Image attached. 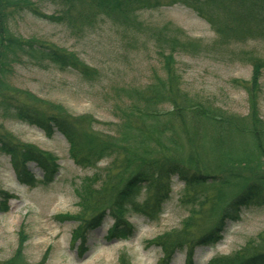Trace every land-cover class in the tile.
Segmentation results:
<instances>
[{"label": "trees", "instance_id": "obj_1", "mask_svg": "<svg viewBox=\"0 0 264 264\" xmlns=\"http://www.w3.org/2000/svg\"><path fill=\"white\" fill-rule=\"evenodd\" d=\"M51 4L48 14L41 4ZM166 3H183L194 9L216 34L215 48H230L254 38H264V0H0V157L9 156L18 180L37 182L29 165L36 164L47 183L59 172L56 154L18 140L4 123L18 121L42 129L48 136L61 133L69 143L70 156L82 168L107 165L82 180L76 190L80 211L72 235L82 252L88 235L111 217L107 239L128 240L136 229L125 219L143 187L154 189L156 204L169 197V182L178 177L191 204L181 227L165 232L150 243L163 251L161 264H170L186 251V263L194 264L196 248L216 244L228 223L255 200L264 202V118L260 113L264 55L241 51L253 67L246 85L249 112L229 113L199 95L182 88L176 56L204 51L201 41L190 39L178 28L154 29L164 75H155L145 87L124 89L129 100L120 106L119 123L112 133L93 129L91 115L75 116L63 105L49 102L13 83L17 66H54L73 71L84 79L97 70L76 53L38 37H24L18 24L32 16L64 26L75 34L92 30L101 22L139 31L137 12ZM3 211L14 195L0 189ZM216 217H214V215ZM214 217L213 222L207 220ZM23 238L15 254L0 264H33L24 256ZM46 256L35 264H46ZM120 264H131L126 255ZM210 264H264V239L259 236L231 255L216 256Z\"/></svg>", "mask_w": 264, "mask_h": 264}, {"label": "rangeland", "instance_id": "obj_2", "mask_svg": "<svg viewBox=\"0 0 264 264\" xmlns=\"http://www.w3.org/2000/svg\"><path fill=\"white\" fill-rule=\"evenodd\" d=\"M41 6L48 14L55 10L51 4ZM137 14L143 23L137 32L117 27L110 21H100L94 29L78 35L64 26L26 16L18 24L24 37L35 36L76 53L97 70V77L84 79L70 70L28 64L16 67L13 83L44 100L63 105L75 116H93L95 131L112 133L114 124L120 121V106L129 101L124 89L143 88L157 73L164 75L156 42L149 36L154 29L168 26L180 29L185 36L204 45L203 52L177 54L182 88L226 112L248 114L244 82L250 81L253 67L240 52L252 50L264 55V38H254L230 48H215L216 34L210 24L183 3H166L156 9L139 10ZM261 84L260 113L264 118V72ZM4 125L18 140L56 154L60 169L47 183L43 171L32 163L29 167L37 182L26 185L18 180L10 157H0V189L14 195L7 202V211L1 208L0 198V262L11 258L27 237L23 244L24 256L33 264L44 256L46 264H120L122 255H126L131 264H161L163 251L150 242L180 228L191 208L185 184L178 177L169 182V197L161 205L156 204L154 189L142 188L125 216L136 229L132 238L108 240L107 233L113 224V219L108 217L102 226L89 233L87 250L82 252L79 242L72 240L79 225L78 220L70 218L80 211L76 190L85 177L104 168L108 160L82 168L71 158L69 143L61 133L48 136L36 126L13 120ZM214 217L207 222H213ZM260 235L264 239V202L255 200L242 210L239 220L228 223L222 240L197 247L194 264H210L216 256L231 255ZM185 261L186 251H183L178 252L170 264H185Z\"/></svg>", "mask_w": 264, "mask_h": 264}]
</instances>
